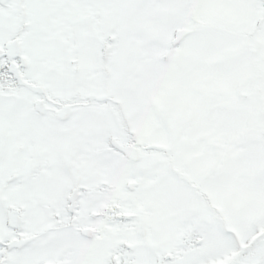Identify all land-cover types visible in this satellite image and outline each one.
<instances>
[{
	"label": "snow or ice",
	"instance_id": "snow-or-ice-1",
	"mask_svg": "<svg viewBox=\"0 0 264 264\" xmlns=\"http://www.w3.org/2000/svg\"><path fill=\"white\" fill-rule=\"evenodd\" d=\"M0 264H264V0H0Z\"/></svg>",
	"mask_w": 264,
	"mask_h": 264
}]
</instances>
